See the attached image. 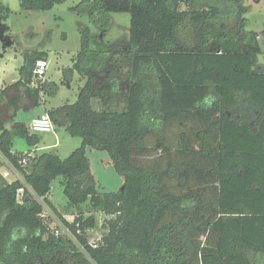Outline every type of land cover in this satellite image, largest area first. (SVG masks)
<instances>
[{"label": "trees", "instance_id": "obj_1", "mask_svg": "<svg viewBox=\"0 0 264 264\" xmlns=\"http://www.w3.org/2000/svg\"><path fill=\"white\" fill-rule=\"evenodd\" d=\"M72 11L99 34L78 22L81 48L64 75L84 85L76 103L48 114L81 146L65 159L13 151L14 136L41 142L17 112L58 92L36 73L50 33L23 51L20 79L0 92V106L16 93L12 118L0 120V154L23 177L0 183V264H264V70L245 0H83ZM113 14L131 16L128 40L105 41ZM9 15L0 2V40ZM87 148L109 154L120 191H100ZM57 179L69 208L88 202L111 217L100 244L80 233L94 218L64 221L72 240L43 217L45 206L59 215L50 200Z\"/></svg>", "mask_w": 264, "mask_h": 264}, {"label": "rangeland", "instance_id": "obj_2", "mask_svg": "<svg viewBox=\"0 0 264 264\" xmlns=\"http://www.w3.org/2000/svg\"><path fill=\"white\" fill-rule=\"evenodd\" d=\"M22 1L24 0H0L10 10L9 18L1 22L4 38L0 40V90L4 84L7 86V83L10 84L19 79L18 70L23 65V51L38 48L48 33L51 34L50 40L42 48V51L48 54V60L45 62L47 68L46 72L39 76L42 81H48L58 86L56 96L41 97L43 110L42 107H37L29 111L19 110L17 112L16 122L30 123L31 118L38 113H48L51 108L76 103L84 81L76 72L70 79L64 73L72 69V59L81 48V35L77 24L78 22H82L89 26L93 34H99V31L91 24L88 16H79L72 11V8H75L83 0H68L50 11H23L21 8ZM245 3L249 7V12L246 15L248 20L246 31L257 33L259 36L258 41L261 47V54L257 57V67L261 66L264 70V0H245ZM112 16L114 23L105 41L113 43L122 38L128 40L131 16L129 14H113ZM8 42H11L10 45ZM14 97H16V93L9 91L4 99L5 102L2 100L0 120L8 121L12 118L14 107L11 106L10 102L13 103L12 100ZM21 105L26 106L22 102ZM95 105V109L101 108L100 105ZM7 127L11 130L12 123H7ZM38 136L41 138L38 146L44 147L45 145H51L50 149L44 150L43 152L56 154L61 159L67 158L82 144L80 137H72L65 129H55L54 133L38 134ZM55 144L56 147H53ZM36 147L30 146L27 140L20 136H14L13 138V151L27 153L31 150L35 152ZM38 153L41 154L42 152ZM36 155L38 154L34 156ZM87 157L90 162L91 172L98 182L101 192H118L123 188L124 179L114 169L112 160L106 151L87 148ZM4 160L1 156L0 170L2 171V168L7 166L8 171L11 170L17 173L15 175L18 180H23L22 175L16 172L8 163H5L6 160ZM1 178V184H8L4 181L5 177ZM59 179L54 181L50 195V200L59 215H56V213H53V211L45 206L47 208L46 219L50 221L51 227L54 230L61 229L64 226V221L72 222L81 216L84 219L94 218L95 226L87 230H82L81 234L89 243L100 244L102 238L108 233L103 228V222L111 217L100 212H95L91 209L88 202L77 208H69L67 206L64 188L60 185ZM9 180H14V177L11 176ZM22 200L23 196L20 193L19 201L21 202ZM199 241L202 242L203 238H200Z\"/></svg>", "mask_w": 264, "mask_h": 264}, {"label": "built area", "instance_id": "obj_3", "mask_svg": "<svg viewBox=\"0 0 264 264\" xmlns=\"http://www.w3.org/2000/svg\"><path fill=\"white\" fill-rule=\"evenodd\" d=\"M47 65L45 62L38 63L36 73L38 75H43L46 72ZM29 130L33 134H50L55 132L54 124L49 116L48 113L41 114L40 116L34 118L29 124ZM23 164L26 165L27 161H23ZM43 217L47 218V208H44ZM74 221L70 222L73 223ZM81 233V232H80ZM55 235L59 236H66L69 239H74L70 229L65 225L61 229L55 230ZM95 244V243H94ZM97 245V244H96Z\"/></svg>", "mask_w": 264, "mask_h": 264}, {"label": "crops", "instance_id": "obj_4", "mask_svg": "<svg viewBox=\"0 0 264 264\" xmlns=\"http://www.w3.org/2000/svg\"><path fill=\"white\" fill-rule=\"evenodd\" d=\"M19 71V70H18ZM19 79H20V76H19ZM18 79V80H19ZM17 80V81H18ZM17 81H15V82H17ZM15 82H13V83H10V84H8L7 83V86H6V84H4L3 86H2V88H1V90L0 91H2V90H4L6 87H8L9 85H12V84H14ZM44 101H45V99H43ZM42 107V106H41ZM42 110H43V107H42ZM42 114V112L41 113H38V114H36V115H34L32 118H31V121L34 119V118H36V117H38V116H40ZM30 121V122H31ZM19 122V121H18ZM22 123H25V122H22ZM26 125H29L30 123H25ZM53 147H56V144L55 145H53ZM51 148V145H45L44 147H40V146H37L36 148H35V152L34 151H28V152H31V155L32 156H34L35 154H39L38 152H42L43 153V151L44 150H48V149H50ZM14 152H16V151H14ZM27 152V153H28ZM26 153V152H25ZM0 157H1V154H0ZM5 161V160H4ZM5 163H7L6 161H5ZM2 167V166H1ZM8 167L7 166H5V167H3L2 168V171L0 170V178L1 177H5L4 179V181H6L8 184L9 183H12L13 181H15V180H17V177H16V175L15 174H17V173H14V172H12L11 170H9L8 171V169H7ZM11 176H13L14 177V180H12V181H10L9 180V178L11 177ZM16 177V178H15ZM1 180H2V178H1ZM8 180H9V182H8Z\"/></svg>", "mask_w": 264, "mask_h": 264}]
</instances>
